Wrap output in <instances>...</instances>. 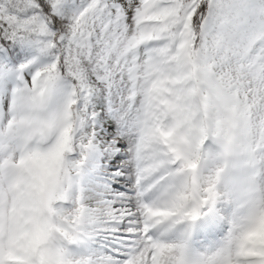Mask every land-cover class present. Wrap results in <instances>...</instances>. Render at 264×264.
Instances as JSON below:
<instances>
[{"label":"snow or ice","instance_id":"1","mask_svg":"<svg viewBox=\"0 0 264 264\" xmlns=\"http://www.w3.org/2000/svg\"><path fill=\"white\" fill-rule=\"evenodd\" d=\"M0 264H264V0H0Z\"/></svg>","mask_w":264,"mask_h":264}]
</instances>
